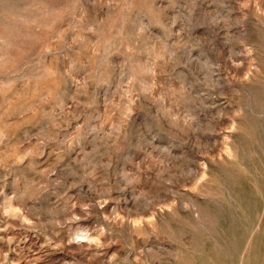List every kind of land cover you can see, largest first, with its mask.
<instances>
[{
	"label": "rangeland",
	"instance_id": "obj_1",
	"mask_svg": "<svg viewBox=\"0 0 264 264\" xmlns=\"http://www.w3.org/2000/svg\"><path fill=\"white\" fill-rule=\"evenodd\" d=\"M0 264H264V0H0Z\"/></svg>",
	"mask_w": 264,
	"mask_h": 264
}]
</instances>
